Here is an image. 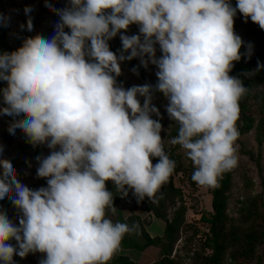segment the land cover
I'll use <instances>...</instances> for the list:
<instances>
[{"label":"clouds","instance_id":"9594fccd","mask_svg":"<svg viewBox=\"0 0 264 264\" xmlns=\"http://www.w3.org/2000/svg\"><path fill=\"white\" fill-rule=\"evenodd\" d=\"M237 8L264 29V0H238L236 8L227 0H70V7L53 9L60 21L51 39L36 35L0 54V79L7 81L0 112L18 118L9 131L19 129L33 145L53 149L37 157V175L49 178L38 190L21 184L12 163L0 159V201L15 192L12 202L22 212L19 227L0 212V261L12 264L14 253L39 251L46 253L41 264H107L133 229L106 218L113 197L105 182L124 195L127 186L142 200L153 199L168 181L175 162L163 150L160 122L150 117L159 115L152 86L125 90L113 76L125 59L158 66L156 89L169 98L166 110L180 124L172 143L196 166L193 181L218 186L237 165L236 121L247 91L229 75L243 43L234 32ZM132 23L140 25L143 41L122 34L123 51H131L118 57L108 40ZM151 157L159 162L153 165ZM13 237L18 252L5 243Z\"/></svg>","mask_w":264,"mask_h":264},{"label":"rangeland","instance_id":"374dc122","mask_svg":"<svg viewBox=\"0 0 264 264\" xmlns=\"http://www.w3.org/2000/svg\"><path fill=\"white\" fill-rule=\"evenodd\" d=\"M53 4H60L62 9H65L70 7V0H0V25L3 26L6 42L13 51L20 48L27 38L36 35H40L47 39L53 37L57 25L51 19ZM26 8H29L30 12L26 13ZM29 18H31L33 25L31 31L27 28ZM233 19L235 34L240 36L243 43L252 42V35L249 34V30L244 28L240 23L239 17L234 15ZM139 29L140 25L134 23L124 31L123 35H140L141 41H143V34L140 33ZM119 43L122 46L121 38ZM251 44L250 54L252 55L255 50V44ZM154 47L156 49V58L159 59L163 55L159 43H156ZM130 51L129 49V52ZM147 58L146 54L145 59ZM132 59L143 69L146 81L150 84L157 85L158 77L156 73L159 71L158 66L149 61L147 67H145L141 63L140 57H134ZM119 63L121 74L115 76L113 73L117 86L125 90L133 86H143L134 69L124 65L121 61ZM151 95V105L159 109V115L150 113V117L160 122L162 145L163 147H167L172 143L167 133L175 123V120L170 118L166 110L170 100L163 93L158 92L155 87H152ZM137 99L140 101L141 105H143L145 97L137 94ZM257 120L258 117L256 116L254 127L248 132L238 136L234 144L236 148L237 165L230 171L231 180L226 194L227 204L225 210L227 221L233 225L239 223L241 211L248 206L251 199H255L259 209L264 212V130L258 133L256 129ZM5 128L6 121L3 113L0 112V159L9 161L15 153L20 136L19 134H15L12 140L7 142L4 139ZM55 150H60V146L57 145ZM52 151L53 149H50L47 143L41 144V147L34 152L31 150L28 151V155L14 168L17 180L32 190H38L44 187L40 177L37 175V170L40 166V161L37 160V157L45 158L50 155ZM178 152L183 157L186 155V150L183 147H181ZM150 159L153 165L159 162V157H151ZM2 170V167H0V172ZM46 178L49 179L48 177ZM176 184L180 186L183 194L182 197L185 204L184 221L189 225L188 234H185L189 236L192 231H195L196 234L194 238L184 239L185 234L182 232L179 233L177 240L172 246L170 257L177 259L181 264H191L192 250H196L199 254L201 252H209V250H203L201 248L203 240L201 235L206 233L207 224L200 221L199 218L201 214H208L210 212L209 192L212 187L196 184L195 188H190L186 184L184 178L179 177L176 179ZM126 188L129 193L134 192L133 189L127 186ZM13 198H15V192L11 194L7 200L8 202L4 204V214L7 215L14 226L19 227L22 212L13 204ZM166 213L168 215L169 208L166 209ZM105 216L113 223L123 222L127 217L134 216L138 218L151 236L162 235L163 220L147 213L141 205L119 201L115 205L105 209ZM132 235L139 239V236H136L135 232H132ZM10 240L13 243V247L16 248L18 252V242L14 237ZM115 254L126 255L128 259L135 264H152L160 255V250L156 246H147L140 250L120 246L113 255ZM16 256L19 258V264H41V261L46 258V253L36 251L29 252L24 257L18 254H16ZM0 264H4V262L0 261ZM223 264L236 263L229 260L227 254H225ZM247 264H264V243L258 246L256 250V259Z\"/></svg>","mask_w":264,"mask_h":264},{"label":"trees","instance_id":"16d2710c","mask_svg":"<svg viewBox=\"0 0 264 264\" xmlns=\"http://www.w3.org/2000/svg\"><path fill=\"white\" fill-rule=\"evenodd\" d=\"M233 8H236L238 0H227ZM53 9H62L60 4H53L51 19L58 24L60 17ZM239 17L240 23L244 28L249 30L252 35V42L242 43L240 48L241 59L234 61L230 75L237 77L246 87L247 91L239 101V115L236 121V128L239 136L248 132L254 127L256 116L258 117L256 129L258 133L264 130V29L257 23L253 22L249 17H245L237 8L236 14ZM130 24L129 26L133 25ZM66 32L70 34V29L65 27ZM125 29H121L115 37L108 40L109 48L118 57L123 53L126 57L130 55L129 50L123 51L119 40ZM56 33V32H55ZM55 35V34H54ZM53 35V36H54ZM255 44L254 53L250 54L252 44ZM90 44V41H89ZM13 51L6 42L5 31L0 25V54ZM86 59H90L86 57ZM124 65L135 69L139 79L143 85L148 84L156 88V84H150L146 81L144 71L139 67L133 59L121 61ZM7 87V81L0 79V89ZM162 93L161 91L157 90ZM1 108L7 105L3 101V94L0 91ZM256 107V108H254ZM6 121L4 130V139L9 142L15 134H19L20 140L16 146L15 153L9 160L13 168L22 162L28 155V151H36L41 147V144L33 145L29 142L27 135L16 129L15 134L9 131L10 125L15 122L11 116L3 114ZM180 124L178 121L171 126L167 136L173 141L179 134ZM182 146L180 144H169L163 147L165 154L170 160L175 162V168L170 175L168 181L159 189L153 199L147 196L139 200L134 192L124 195L123 191L118 189L112 180L105 182L106 189L111 192L115 205L119 201L128 202L134 205H141L143 209L150 215L163 220V229L161 236H151L141 224L137 217L129 216L123 222L133 230L126 233L121 241V247L131 249H143L147 246H156L160 250V255L152 264H181L177 259L170 257L171 249L174 242L177 240L179 233L188 234L189 225L184 221L185 204L181 188L176 184V179L184 178L186 184L190 188L196 187V182L192 180V175L196 170L191 159L187 154L183 157L178 150ZM160 159V158H159ZM3 170L0 172L2 174ZM44 187H47V178L40 177ZM230 171L222 174L218 179V186L210 189V212L201 214L200 221L207 224V231L203 233L201 248L209 250L208 253L196 250L191 252V264H223V258L227 254V258L236 264H247L256 259V250L258 246L264 243V212L261 211L255 199H251L248 206L241 211L239 223L233 225L227 221L225 214L227 191L230 186ZM126 188V186H125ZM127 189V188H126ZM7 199L0 201V212L4 213V204ZM169 208L167 215L166 209ZM132 232H135L139 239L133 237ZM184 235V239L194 238L195 231H192L189 236ZM188 236V237H187ZM6 244L13 246L9 239ZM257 262V261H256ZM259 262V261H258ZM12 264H19V258L16 253L13 254ZM107 264H135L128 259L126 255L115 254L107 261Z\"/></svg>","mask_w":264,"mask_h":264},{"label":"built area","instance_id":"2783aa9c","mask_svg":"<svg viewBox=\"0 0 264 264\" xmlns=\"http://www.w3.org/2000/svg\"><path fill=\"white\" fill-rule=\"evenodd\" d=\"M206 231H207V229H206Z\"/></svg>","mask_w":264,"mask_h":264}]
</instances>
